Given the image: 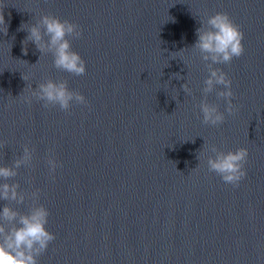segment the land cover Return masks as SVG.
Segmentation results:
<instances>
[{"label":"water","instance_id":"water-1","mask_svg":"<svg viewBox=\"0 0 264 264\" xmlns=\"http://www.w3.org/2000/svg\"><path fill=\"white\" fill-rule=\"evenodd\" d=\"M218 12L240 27L245 52L217 66L237 111L213 127L198 107L207 67L191 47L199 20ZM0 14V164L25 144L35 149L33 166L7 182L40 189L50 212L56 240L40 264H264V0H0ZM42 15L80 25L72 47L86 75L56 69L33 43L23 54L19 29ZM48 79L66 80L89 104L26 103L31 85ZM207 100L226 110L215 93ZM205 141L248 148L238 187L203 156L199 165ZM50 149L62 164L55 179ZM30 204L13 207L23 214Z\"/></svg>","mask_w":264,"mask_h":264},{"label":"clouds","instance_id":"clouds-1","mask_svg":"<svg viewBox=\"0 0 264 264\" xmlns=\"http://www.w3.org/2000/svg\"><path fill=\"white\" fill-rule=\"evenodd\" d=\"M199 23L201 26L196 29L197 39L191 49L198 50L208 75L202 89L205 99L198 107L205 125L219 127L225 123L226 113L234 115L237 108L233 102L232 80L217 66L229 65L234 59L244 55V33L227 13L218 12L200 19ZM4 25V15L0 14V29H3ZM19 30L28 33L22 41L24 55L28 54L29 43H33L41 56L52 55L56 69L75 76L86 75L87 62L72 47V41L83 36L80 25L53 15H42L35 23L22 24ZM183 63L185 64L184 61ZM22 78L27 82L23 73ZM28 87L27 83L26 88ZM182 88L187 96L192 95L188 82L183 84ZM213 93L219 100L226 102L225 111H221L217 104L208 102L207 97ZM24 101L28 104L33 101L43 102L46 109L58 107L64 112H70L73 105L89 104L87 97L79 91L71 90L66 80L57 82L52 79L38 83L35 89L31 85L30 94ZM249 155V150L245 147L235 151H222L205 141L197 158L200 165L203 156L209 172L219 175L224 183L238 187L247 177L245 165ZM34 158L35 149L25 144L22 153L10 166L0 164V264H40L39 257L45 254L56 240L55 234L47 227L50 212L40 203L41 190L37 188L29 193L21 190L19 182H7L18 177L20 169L32 167ZM46 163L49 174L55 179L54 174L62 164L55 158L53 149L49 150ZM28 200L31 204L27 213L22 214L13 207L24 205Z\"/></svg>","mask_w":264,"mask_h":264}]
</instances>
